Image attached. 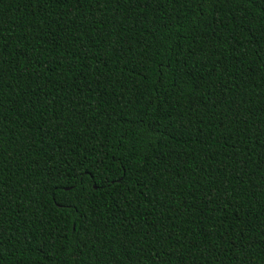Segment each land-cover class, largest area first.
Wrapping results in <instances>:
<instances>
[{
    "label": "trees",
    "instance_id": "1",
    "mask_svg": "<svg viewBox=\"0 0 264 264\" xmlns=\"http://www.w3.org/2000/svg\"><path fill=\"white\" fill-rule=\"evenodd\" d=\"M0 264H264V0H0Z\"/></svg>",
    "mask_w": 264,
    "mask_h": 264
}]
</instances>
